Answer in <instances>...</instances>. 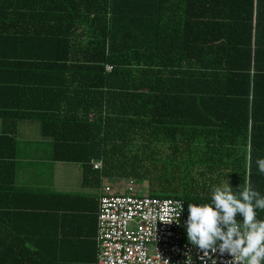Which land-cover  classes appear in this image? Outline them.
Masks as SVG:
<instances>
[{"label": "trees", "instance_id": "16d2710c", "mask_svg": "<svg viewBox=\"0 0 264 264\" xmlns=\"http://www.w3.org/2000/svg\"><path fill=\"white\" fill-rule=\"evenodd\" d=\"M21 120L83 185L264 196V0H0V264H96L44 242L41 194L14 186Z\"/></svg>", "mask_w": 264, "mask_h": 264}, {"label": "built area", "instance_id": "2783aa9c", "mask_svg": "<svg viewBox=\"0 0 264 264\" xmlns=\"http://www.w3.org/2000/svg\"><path fill=\"white\" fill-rule=\"evenodd\" d=\"M92 165L102 168L101 161ZM177 201L141 194L132 181L105 185L98 196L96 264H186L189 256L191 264H229L227 253L205 256L188 242L184 204L179 223L163 222L175 218Z\"/></svg>", "mask_w": 264, "mask_h": 264}, {"label": "crops", "instance_id": "0c3cea01", "mask_svg": "<svg viewBox=\"0 0 264 264\" xmlns=\"http://www.w3.org/2000/svg\"><path fill=\"white\" fill-rule=\"evenodd\" d=\"M4 97L2 103L10 105ZM15 141L14 186L41 194L34 201L41 206L44 242L58 243L70 257L89 258L97 250L98 196L105 182L83 185L81 164L56 161L53 144L41 135L37 121H19Z\"/></svg>", "mask_w": 264, "mask_h": 264}, {"label": "clouds", "instance_id": "9594fccd", "mask_svg": "<svg viewBox=\"0 0 264 264\" xmlns=\"http://www.w3.org/2000/svg\"><path fill=\"white\" fill-rule=\"evenodd\" d=\"M251 158L249 156V166ZM258 172L264 174V158L255 161ZM264 210V196L245 181L236 193L227 185L213 186L211 203H188L186 234L188 242L207 256L209 251L227 253L229 264H262L264 262V220L257 219L256 210ZM183 202L177 201L172 209L176 220L183 212ZM237 215L242 221L237 220ZM186 264H191L188 257Z\"/></svg>", "mask_w": 264, "mask_h": 264}]
</instances>
